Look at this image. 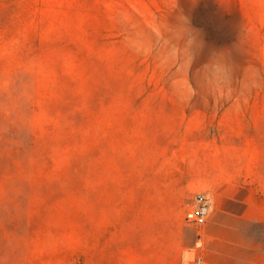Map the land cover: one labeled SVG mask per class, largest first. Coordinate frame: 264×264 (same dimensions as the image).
<instances>
[{"label": "rangeland", "instance_id": "374dc122", "mask_svg": "<svg viewBox=\"0 0 264 264\" xmlns=\"http://www.w3.org/2000/svg\"><path fill=\"white\" fill-rule=\"evenodd\" d=\"M263 108L264 0H0V264H72L103 197H191Z\"/></svg>", "mask_w": 264, "mask_h": 264}, {"label": "crops", "instance_id": "0c3cea01", "mask_svg": "<svg viewBox=\"0 0 264 264\" xmlns=\"http://www.w3.org/2000/svg\"><path fill=\"white\" fill-rule=\"evenodd\" d=\"M182 175L191 197L122 195L92 205L70 237L72 264H264V108L228 117L223 140L202 147ZM198 194L210 203L202 227L188 219Z\"/></svg>", "mask_w": 264, "mask_h": 264}, {"label": "built area", "instance_id": "2783aa9c", "mask_svg": "<svg viewBox=\"0 0 264 264\" xmlns=\"http://www.w3.org/2000/svg\"><path fill=\"white\" fill-rule=\"evenodd\" d=\"M196 206L193 211L188 215V219L198 227H202L206 224L210 214V203L208 199L198 194L195 197ZM200 262V260H199Z\"/></svg>", "mask_w": 264, "mask_h": 264}]
</instances>
